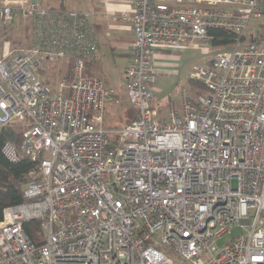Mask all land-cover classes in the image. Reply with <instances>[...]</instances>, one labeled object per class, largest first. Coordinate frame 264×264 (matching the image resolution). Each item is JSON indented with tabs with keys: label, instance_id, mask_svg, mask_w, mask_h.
I'll return each mask as SVG.
<instances>
[{
	"label": "built area",
	"instance_id": "obj_1",
	"mask_svg": "<svg viewBox=\"0 0 264 264\" xmlns=\"http://www.w3.org/2000/svg\"><path fill=\"white\" fill-rule=\"evenodd\" d=\"M20 15L31 40L0 50V126L25 128L3 153L34 168L24 200L4 209L0 264H264V0H133L114 19L135 33L125 76L136 113L111 128L106 104L120 97L86 72L99 44L89 13L4 3L0 34ZM212 29L237 37L192 71L207 91L185 90L181 109L161 115L157 51L211 44ZM65 58L70 82L41 78ZM236 227L246 232L220 247Z\"/></svg>",
	"mask_w": 264,
	"mask_h": 264
},
{
	"label": "rangeland",
	"instance_id": "obj_2",
	"mask_svg": "<svg viewBox=\"0 0 264 264\" xmlns=\"http://www.w3.org/2000/svg\"><path fill=\"white\" fill-rule=\"evenodd\" d=\"M27 0H0V4L4 3H14L19 5H25ZM43 4H52L59 5L63 0H40ZM69 2V1H68ZM4 28V27H3ZM260 29L261 25L259 21H251L249 27L246 31V36L249 37L250 33L254 29ZM5 29V30H4ZM2 29L4 33L1 36V39L10 40L13 44L29 42V37L31 34V25L22 15L15 18L14 22L10 27ZM264 32V27L261 29ZM220 51L219 48L212 46L210 43L200 42L197 46H190L185 49H172L169 52L172 53L176 58H180L178 64L176 65L175 71H165L159 73L155 79L154 86L156 87L154 91L153 105L160 112L157 107H161V102L171 97L176 99L177 96L181 95V92L185 90L190 94L191 90L188 85L189 75L192 71L199 67H207L211 64L212 59L216 58L217 53ZM109 67L113 71H104V73L109 75V86L114 89V93L111 95L112 98L116 97V94L120 92H125L127 86V79L125 73L121 71L120 68H116V63L112 59V56H108ZM67 60L60 61L57 63H50L45 65V70L48 73L41 74V78L53 82L54 87L57 86V83L62 80L64 75L60 73V69L65 67ZM44 70V71H45ZM51 75V76H50ZM182 84H186L185 88ZM122 98V95H121ZM125 98V97H124ZM125 106L128 107L126 100L124 101ZM123 108H126V107ZM114 100L107 102L106 104V125L113 127L119 126L125 122L126 118L123 115L122 109ZM124 110V109H123ZM170 112V111H169ZM246 231L241 227H236L232 230L231 233L224 235L221 239H218L217 244L222 247L225 244L231 242L234 238L245 233Z\"/></svg>",
	"mask_w": 264,
	"mask_h": 264
},
{
	"label": "crops",
	"instance_id": "obj_3",
	"mask_svg": "<svg viewBox=\"0 0 264 264\" xmlns=\"http://www.w3.org/2000/svg\"><path fill=\"white\" fill-rule=\"evenodd\" d=\"M29 1L31 0H27L25 4ZM46 5L66 9L84 10L89 13L90 22L99 41L98 50L94 57L87 60V71L90 76L92 75L102 78L108 87H110L108 81L109 75L104 73V71H113L108 64L107 57L110 55L116 63V68H120L121 71L125 73V69L130 63V50L135 39V33L130 22L114 19V17L121 16L123 13L131 15L133 13V0H63L59 5ZM29 39L31 40V34ZM4 41V39H1L0 34V50L2 49ZM170 50L171 49H159L157 51L153 63L156 78L159 73L165 71L174 72L175 68H177L176 65L180 58L178 59L172 55V53L169 52ZM189 77H191V74ZM154 84L152 85V88L155 91L156 87ZM182 85L185 88L186 84ZM120 93L122 98L120 94H116L115 97V99L120 97V103L118 105L123 108L125 106L124 101L126 100L128 107L125 106L126 108H123L124 110L122 109L123 115L126 118L125 122L117 127L126 124L136 113V109L129 104L127 89L125 92ZM110 100L111 98L108 102ZM160 105L161 107L157 108L161 111V115L168 114L169 111H179L182 106V92L180 96L176 97V99L172 97L170 99L165 98V101L161 102ZM105 126L111 128L106 125V112Z\"/></svg>",
	"mask_w": 264,
	"mask_h": 264
},
{
	"label": "trees",
	"instance_id": "obj_4",
	"mask_svg": "<svg viewBox=\"0 0 264 264\" xmlns=\"http://www.w3.org/2000/svg\"><path fill=\"white\" fill-rule=\"evenodd\" d=\"M210 34L213 36V40L211 43L212 46L219 49L227 48L228 46L236 42L237 35L224 29H212L210 30ZM2 35L3 33H1V36ZM251 38L252 37L250 35L249 39L252 40ZM260 38L264 40V32L262 31L260 32ZM17 45H22V43H19ZM64 60H67V62L65 67L60 69V73H62L64 75L63 77L68 82H70L73 79L74 59L65 58L58 60L57 62ZM87 63L88 62L86 60V72L88 73ZM44 68L40 70V75L42 74V72L50 74ZM46 82L53 85V82H51V80H48ZM188 85L191 90V96L205 93L207 91L203 83L193 79L192 77L189 78ZM24 130L25 128L17 121H12L7 123L6 125L0 126V221L3 218V212L6 206L17 204L24 200V187L26 183L32 178L29 173L34 168V163L29 161L28 159H21L19 162H11L3 153V146L5 142L11 141L19 144L21 142ZM29 225L33 226L32 223ZM28 232L32 237V231L28 230Z\"/></svg>",
	"mask_w": 264,
	"mask_h": 264
}]
</instances>
